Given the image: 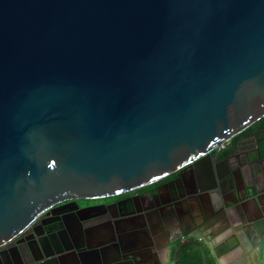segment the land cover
<instances>
[{
  "label": "water",
  "instance_id": "1",
  "mask_svg": "<svg viewBox=\"0 0 264 264\" xmlns=\"http://www.w3.org/2000/svg\"><path fill=\"white\" fill-rule=\"evenodd\" d=\"M263 115L264 0H0V247L60 201L123 194L194 165L207 184L170 185L165 200L147 193L130 213L152 210L168 231L195 221L188 203L208 196L227 264H264L261 218L242 210L210 153ZM249 189L264 198V185ZM56 231L8 264L70 250L85 264L89 245L65 235L60 247ZM187 246L209 264L196 239L175 247V264ZM151 248L120 257L152 264Z\"/></svg>",
  "mask_w": 264,
  "mask_h": 264
},
{
  "label": "crops",
  "instance_id": "2",
  "mask_svg": "<svg viewBox=\"0 0 264 264\" xmlns=\"http://www.w3.org/2000/svg\"><path fill=\"white\" fill-rule=\"evenodd\" d=\"M261 155L264 157V154ZM243 158L245 164L240 166V171L237 170L235 172V177L231 179L228 187L236 186L242 200V210H244L246 215L250 218L260 217L261 219H259L258 222L261 221L262 224L259 223L258 227L260 230L264 231V198L259 196L260 198L254 200V195L249 189L263 187L264 180L261 178L260 174L264 165L258 160L259 157L256 151L245 154ZM149 187L150 185L142 187L139 191H148ZM247 190L249 194H247ZM146 200L151 199L146 198ZM96 202L100 203L105 201L102 198L97 199ZM134 206V202L124 203L120 207V210H118V208L115 210V217H112V215L108 213L106 215H104V213L103 215L95 214L88 216L86 217L87 220L83 221L80 227H74L72 230L65 233L68 238H70V235H74L89 245L90 248L87 251H81L82 253H87L84 258L85 264H96L98 260L110 264H134L133 259L128 257L127 254H123V256L120 257L121 248L124 252L127 250L134 251L149 246L150 244L152 248L145 253V257L150 259L152 264H162L158 257V252L165 250L167 243L174 239L170 246L171 252L166 263L170 264L171 261H173L172 255L175 247L181 242L177 239L178 235L186 231H194L195 229H197L199 235H203L208 241L205 247L211 264H227L229 262L228 246L225 242L215 237L217 231H219L215 225L217 216L215 217L214 206L208 196H197L196 199L188 203L187 207L195 217V221L186 223L184 226L178 227L177 229L170 227L168 231L164 230L158 213H153L152 210L130 213L135 208ZM124 208L126 209L123 210ZM123 213L128 217L126 221L124 220L126 216H121ZM206 217L209 219L206 223L207 228L206 226L197 227V221ZM204 227L206 229H204ZM254 232V229L251 230L250 235H253ZM118 243H120L121 246ZM60 247H63V244H61ZM64 253L66 254L62 260L55 259L47 264H83L78 260L77 253L72 250L65 251ZM250 255L251 261L256 262L257 255L255 251H252Z\"/></svg>",
  "mask_w": 264,
  "mask_h": 264
},
{
  "label": "flooded vegetation",
  "instance_id": "3",
  "mask_svg": "<svg viewBox=\"0 0 264 264\" xmlns=\"http://www.w3.org/2000/svg\"><path fill=\"white\" fill-rule=\"evenodd\" d=\"M264 145V139L262 136L256 137L255 135L236 139L235 136L223 142L220 146L212 149L210 153L212 157L218 153V168L226 173L227 179H234V174L240 166L245 164L243 156L250 154L252 151H260V146ZM258 155V154H257ZM264 165V163H262ZM264 167V166H263ZM228 168V169H227ZM240 173V172H238ZM193 182H200L202 185L207 184L204 181V177L194 165L185 166L179 170L172 172L164 178L150 184L148 191H139V189L126 192L123 194L103 198L105 202H93L76 200V204L71 200L60 201L47 209L39 216H37L24 230L19 232L16 236L11 238L4 247H0V264H8L18 262V247L22 248L28 244H35L37 239H41L47 243L49 239L54 240L53 234L47 233L51 229H56L55 238L63 240L65 233L72 230L74 227H80L83 221H86V217L99 214L106 215L107 213L112 215L116 213V209L120 210V207L127 202H119L120 204H112L114 202L122 201L128 198L130 203L134 202L135 205L145 203L149 194H160L162 199H166L167 189L170 185L181 186L187 185L192 190ZM148 186V185H147ZM226 186L224 185L223 188ZM102 199V198H100ZM142 200V202H140ZM144 200V201H143ZM104 204V205H103ZM78 205V206H77ZM149 206V205H148ZM135 207V206H134ZM124 208L123 210H125ZM50 210V211H49ZM49 211V212H48ZM262 224V222H259ZM262 226V225H261ZM204 244L208 243L207 240L202 241ZM181 243V242H180ZM64 245V244H63Z\"/></svg>",
  "mask_w": 264,
  "mask_h": 264
},
{
  "label": "trees",
  "instance_id": "4",
  "mask_svg": "<svg viewBox=\"0 0 264 264\" xmlns=\"http://www.w3.org/2000/svg\"><path fill=\"white\" fill-rule=\"evenodd\" d=\"M255 135L264 139V115L257 121L249 125L243 131L235 135L236 139ZM260 153L264 154V145L260 146ZM208 259V256H207ZM209 264L211 261L208 259ZM178 264H204L201 250L196 246H187L180 251Z\"/></svg>",
  "mask_w": 264,
  "mask_h": 264
},
{
  "label": "built area",
  "instance_id": "5",
  "mask_svg": "<svg viewBox=\"0 0 264 264\" xmlns=\"http://www.w3.org/2000/svg\"><path fill=\"white\" fill-rule=\"evenodd\" d=\"M177 239H179L181 242L182 241H186L189 239H196L198 241H204L207 240L206 237H204L203 235H199V234H193V231H186L185 233H180L177 237ZM169 258V257H168ZM168 261V260H167ZM169 264V263H168ZM170 264H175L174 261H171Z\"/></svg>",
  "mask_w": 264,
  "mask_h": 264
},
{
  "label": "rangeland",
  "instance_id": "6",
  "mask_svg": "<svg viewBox=\"0 0 264 264\" xmlns=\"http://www.w3.org/2000/svg\"><path fill=\"white\" fill-rule=\"evenodd\" d=\"M86 200L89 201V202H91V201L93 202L94 201L92 199H86ZM86 200L85 199H80V201H83V202L86 201Z\"/></svg>",
  "mask_w": 264,
  "mask_h": 264
}]
</instances>
